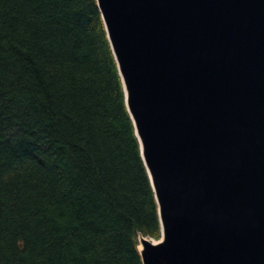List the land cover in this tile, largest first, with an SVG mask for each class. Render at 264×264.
Returning a JSON list of instances; mask_svg holds the SVG:
<instances>
[{
  "label": "water",
  "instance_id": "95a60500",
  "mask_svg": "<svg viewBox=\"0 0 264 264\" xmlns=\"http://www.w3.org/2000/svg\"><path fill=\"white\" fill-rule=\"evenodd\" d=\"M95 2L157 207L141 264H264V0Z\"/></svg>",
  "mask_w": 264,
  "mask_h": 264
},
{
  "label": "trees",
  "instance_id": "16d2710c",
  "mask_svg": "<svg viewBox=\"0 0 264 264\" xmlns=\"http://www.w3.org/2000/svg\"><path fill=\"white\" fill-rule=\"evenodd\" d=\"M159 236L95 0H0V264H141Z\"/></svg>",
  "mask_w": 264,
  "mask_h": 264
},
{
  "label": "bare ground",
  "instance_id": "6f19581e",
  "mask_svg": "<svg viewBox=\"0 0 264 264\" xmlns=\"http://www.w3.org/2000/svg\"><path fill=\"white\" fill-rule=\"evenodd\" d=\"M137 249H138V250L140 249V245H139V244L137 245Z\"/></svg>",
  "mask_w": 264,
  "mask_h": 264
}]
</instances>
